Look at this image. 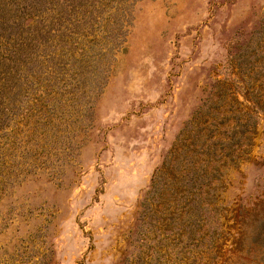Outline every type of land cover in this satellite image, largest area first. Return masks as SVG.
Here are the masks:
<instances>
[{
	"label": "rangeland",
	"instance_id": "374dc122",
	"mask_svg": "<svg viewBox=\"0 0 264 264\" xmlns=\"http://www.w3.org/2000/svg\"><path fill=\"white\" fill-rule=\"evenodd\" d=\"M0 264H264V0H0Z\"/></svg>",
	"mask_w": 264,
	"mask_h": 264
}]
</instances>
